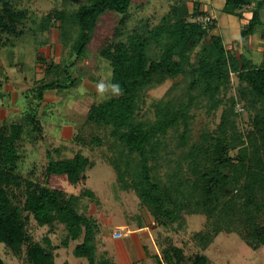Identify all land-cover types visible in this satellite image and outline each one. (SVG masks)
I'll return each mask as SVG.
<instances>
[{
  "label": "rangeland",
  "instance_id": "rangeland-1",
  "mask_svg": "<svg viewBox=\"0 0 264 264\" xmlns=\"http://www.w3.org/2000/svg\"><path fill=\"white\" fill-rule=\"evenodd\" d=\"M8 1L21 19L16 32L0 35L1 57L10 65L11 78L26 82L22 96L17 100V110L7 120L9 122L4 123V127L13 123L25 124L24 138L19 143L21 158L17 173L26 178L33 176L44 180L43 175L50 161L72 159L79 153L89 158L93 167L88 170L86 181L73 186L67 177L53 176L47 183L52 190L79 197V213L103 225L96 242L97 264L103 260L113 261L110 254L115 246H119L120 239L130 236L140 226L143 229L141 232L155 230L160 234L157 238L158 257L165 256L169 246L179 247L180 244L187 252L201 253L202 248L198 247L195 236L206 228V216L187 215L182 220V228L161 225L151 210L141 203L136 192L127 189L123 182L133 184L139 181L142 168L140 156L113 138L111 129L87 122L92 106L119 96L112 84V62L119 49L129 43L134 31L161 25L173 8L181 6L182 2L189 6L190 0H132L125 15L107 11L99 18L92 40L81 57L75 50L79 28L73 21V15L91 0ZM254 7L252 5L244 10L253 12ZM3 8L0 2L1 14ZM189 8L188 19L195 21L194 6ZM205 42H200L198 47ZM149 56L152 61H158L160 47L153 46ZM184 70L187 73L177 78L162 79L160 76V79H153L139 98L136 115L139 123L154 125L162 110L172 115L182 114L180 125L154 143L155 148L157 142L161 144L157 148V158L149 162L156 182H166L172 169L178 164H185L184 156L190 148L202 142L204 136L217 132L222 123L227 122L228 128H234L242 135L244 145L241 148L249 145L253 132L257 109L252 106V97L246 92L247 84L237 74L232 73L229 83L222 84L212 98L204 95L201 87L192 89L188 73L191 68L185 67ZM43 85L56 87L47 91L40 101L36 97L37 90ZM11 87L14 89L17 85L12 84ZM3 102L12 104L13 99L5 98ZM30 115L37 117L40 130L36 131L29 122ZM183 136L187 138L186 146H183ZM236 153L234 151L232 155ZM119 170L124 174L123 180ZM88 192L94 197H89ZM258 197L260 202L264 199ZM28 230L35 243L53 253L56 264H89L87 260L74 256L77 242H71L69 247L62 244L67 237L64 225L56 223L52 227H40L32 218ZM116 232L122 234L118 241L114 240ZM219 236L217 239L222 249L218 257L223 254L219 258L220 264H227L228 260H233V264H241V259L246 262L240 252L241 246L244 244L254 249V239L248 231L232 236L221 233ZM45 238H50L52 247L45 243ZM24 253L19 258L4 243H0V255L5 264H30L26 248ZM257 253L255 258L260 257ZM247 262L250 264L251 260ZM170 263L179 264V261L171 257Z\"/></svg>",
  "mask_w": 264,
  "mask_h": 264
},
{
  "label": "trees",
  "instance_id": "trees-1",
  "mask_svg": "<svg viewBox=\"0 0 264 264\" xmlns=\"http://www.w3.org/2000/svg\"><path fill=\"white\" fill-rule=\"evenodd\" d=\"M0 2L4 5L3 14L0 11V35L16 32L20 14L14 12L8 0ZM182 3L173 8L161 25L153 29H136L129 43L119 49L112 62V84L119 96L92 106L87 122L111 129L113 138L140 156L139 181L126 183L120 170L119 176L125 187L136 192L141 203L151 210L161 225L182 228L185 216L204 215L206 228L195 236L203 250L208 249L221 233L232 235L245 231L254 239L253 248L258 249L264 245V199L260 202L258 197L264 198V66L256 67L250 61L239 60L228 53L222 39L210 34L215 24L207 28L188 19L190 8ZM131 5L132 0H91L82 6L73 15L79 28L75 48L78 55H84L102 15L107 11L125 15ZM252 5H255L253 16L243 37L252 35L261 25L264 0H227L224 7L226 13L242 18V11ZM194 9L196 17L206 14L196 3ZM203 40L206 42L199 48ZM153 46L161 49L158 61H152L149 56ZM185 67L191 68L188 72L192 79L191 88L201 87L203 94L212 98L222 84L229 83L232 73L237 74L247 84L246 92L257 109L253 132L249 145L241 148L244 145L242 135L236 129L228 128L227 122L222 123L217 132L204 136L202 142L190 148L184 156L185 164L172 169L166 182H156L149 162L157 158V148L161 144L157 142L155 148L154 143L180 125L182 114L172 115L162 110L154 125L139 123L136 121L139 98L153 79L160 76L162 79L177 78L187 73ZM55 87H39L36 97L43 100L44 94ZM28 120L36 131L41 129L36 116L30 115ZM24 126L23 123H13L0 127V243L19 258L25 254L26 248L30 264H56L53 253L35 243L28 229L32 218L40 227L59 223L67 231L62 243L64 247L77 242L74 256L87 260L89 264H97L96 242L103 225L79 213V197L52 190L47 183L50 177L65 176L77 186L86 181L87 172L93 167L91 161L79 153L72 159L50 161L44 180L23 177L17 169ZM182 139L183 146H186V136ZM234 151H237L236 155H232ZM86 194L94 197L89 192ZM45 243L52 247L50 238H45ZM170 252L175 254L179 264H186L182 249L173 245L169 252H165L166 264L171 261ZM202 261L205 264L207 258L197 256V263L202 264ZM0 264H5L1 255ZM99 264L115 263L109 259Z\"/></svg>",
  "mask_w": 264,
  "mask_h": 264
},
{
  "label": "crops",
  "instance_id": "crops-1",
  "mask_svg": "<svg viewBox=\"0 0 264 264\" xmlns=\"http://www.w3.org/2000/svg\"><path fill=\"white\" fill-rule=\"evenodd\" d=\"M226 2L227 0H190L188 4L189 6H194L195 3L200 5V10L205 12V15L213 17L215 27L211 30L210 34L219 36L222 39L224 47L228 53L234 55L239 60L242 58L250 61L256 67L264 66V9L261 11V25L252 35L243 37V32L246 25L251 20L253 12L252 10L242 11V18L235 14H228L224 11ZM1 53L2 50L0 49V127H3L4 123L9 122L7 120L11 118V115L17 110L16 105L19 101L18 99L22 96L23 92L21 93V91L26 82L24 81L21 83L20 79L11 78L13 76L12 70L10 65L6 64L5 60L1 57ZM12 84L17 85V87L12 89ZM5 98L9 100L13 99V103L5 104L3 102L5 101ZM140 228L141 226L133 231L130 236H124V238L120 239L121 242L119 246H115V250L110 254L114 263L166 264L163 260L164 256L158 257L157 255L159 250L157 238L160 237L158 231L141 232L143 229ZM145 233H147L146 237L144 236ZM219 239L222 238L219 236ZM219 239L213 242L205 251L200 249L204 252V255H202V252H187V250L180 244L179 248L182 249L185 263L198 264L197 256H205L207 258L205 264H220L219 258H221L223 254L218 257L220 249H222ZM114 240L116 241L117 239ZM165 252H169V248H167ZM240 252L241 255L245 257L243 259L246 260L245 262L241 259V264H249L247 260H251L250 264H264V245L258 249L252 250L243 244L240 248ZM257 252L260 253L259 258H255L258 255ZM170 257L176 259L175 254L172 252H170ZM256 259L258 261H256ZM202 264H204L203 261ZM227 264H233V260L231 262L228 260Z\"/></svg>",
  "mask_w": 264,
  "mask_h": 264
},
{
  "label": "built area",
  "instance_id": "built-area-1",
  "mask_svg": "<svg viewBox=\"0 0 264 264\" xmlns=\"http://www.w3.org/2000/svg\"><path fill=\"white\" fill-rule=\"evenodd\" d=\"M195 21H197V22H199V23H201V24H203L205 27H207V28H210V27H212V26H214V19H213V17H211V16H209V15H201V16H199V17H196L195 18ZM120 237H122V234L121 233H118V232H116L115 234H114V238L115 239H118V238H120Z\"/></svg>",
  "mask_w": 264,
  "mask_h": 264
}]
</instances>
